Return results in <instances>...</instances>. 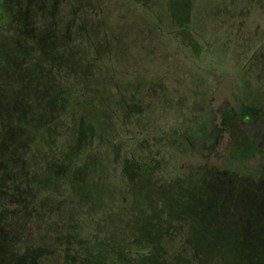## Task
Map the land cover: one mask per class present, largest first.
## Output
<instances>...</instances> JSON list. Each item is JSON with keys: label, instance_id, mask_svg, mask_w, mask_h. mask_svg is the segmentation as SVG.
Wrapping results in <instances>:
<instances>
[{"label": "rangeland", "instance_id": "rangeland-1", "mask_svg": "<svg viewBox=\"0 0 264 264\" xmlns=\"http://www.w3.org/2000/svg\"><path fill=\"white\" fill-rule=\"evenodd\" d=\"M258 127L264 0H0V264H264Z\"/></svg>", "mask_w": 264, "mask_h": 264}, {"label": "trees", "instance_id": "trees-1", "mask_svg": "<svg viewBox=\"0 0 264 264\" xmlns=\"http://www.w3.org/2000/svg\"><path fill=\"white\" fill-rule=\"evenodd\" d=\"M240 111V110H239ZM226 113H229V110L226 112ZM246 113H248V111L247 110H243V111H240V114H241V116L243 117L244 115H246ZM228 127H230L229 126V123H228ZM231 127H233V128H236L237 126L236 125H234V126H231ZM230 127V128H231ZM246 141H248V140H245L244 139V137L243 138H241L240 140H238V141H236V142H234V146H233V149H232V153H233V155L234 156H236V157H238V158H244V157H247V155L250 153V152H253L254 150H256V149H258V148H255L257 145L256 144H253V143H251V141L250 142H247L246 144H245V142ZM254 145V146H253ZM55 172H59L58 171V169L56 168V170H55ZM1 181V180H0ZM80 194L81 193H78V195H79V197H82V196H80ZM109 238H112V237H109ZM3 239H4V237L2 236V234H0V257H3V255H4V257L6 256L5 255V253H4V251L3 250H5V246H3ZM7 239H5V241H6ZM148 240V239H147ZM9 241H12V239L11 240H9ZM112 241V240H111ZM114 241V240H113ZM6 243H7V241H6ZM128 247H129V245H128ZM113 248V247H112ZM40 249V248H39ZM114 250H115V248H113ZM116 251V250H115ZM24 253L25 254H28V255H30L31 253H32V251L30 250V249H28V250H26V251H24ZM128 253V251H126V254ZM142 255V254H141ZM146 255H148L147 257H152L151 255H150V253H146ZM100 256V255H99ZM125 256V255H124ZM128 260V259H127ZM129 261V260H128ZM80 263H81V261H80Z\"/></svg>", "mask_w": 264, "mask_h": 264}, {"label": "flooded vegetation", "instance_id": "flooded-vegetation-1", "mask_svg": "<svg viewBox=\"0 0 264 264\" xmlns=\"http://www.w3.org/2000/svg\"><path fill=\"white\" fill-rule=\"evenodd\" d=\"M245 110H247V108L245 109ZM248 111V110H247ZM238 115L240 116V118H242L243 120H241V123H251L252 121H254L253 120V118H257V114H256V111H252V112H250V111H248V113H246V115H244L243 117L241 116V114H240V111H239V113H238ZM232 116V111H229V113H227L226 115H225V120H227L226 121V124L227 123H229V126L231 127V126H234V125H236L237 127L239 126L237 123H235L234 122V119H233V117H231ZM256 123V122H255ZM236 127V128H237ZM231 129H235V128H233V127H231ZM257 131L260 133V135H259V137H258V139H257V137L255 138V139H253V141H252V139H250V138H252V137H247V136H245L244 137V139L245 140H248V141H246L245 142V144L247 143V142H250L251 141V143H253V144H256L257 146L255 147V148H258V149H256V150H262L263 148H264V127H258L257 128ZM249 135V134H248ZM252 135V134H251ZM250 139V140H249ZM257 139V140H256ZM234 146V145H233ZM254 146V145H253ZM250 153H252V152H250Z\"/></svg>", "mask_w": 264, "mask_h": 264}]
</instances>
